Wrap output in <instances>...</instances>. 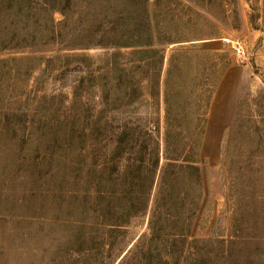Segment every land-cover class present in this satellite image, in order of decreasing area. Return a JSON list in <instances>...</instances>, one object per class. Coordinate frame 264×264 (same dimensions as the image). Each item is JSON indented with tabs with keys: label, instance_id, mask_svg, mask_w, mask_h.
Masks as SVG:
<instances>
[{
	"label": "rangeland",
	"instance_id": "1",
	"mask_svg": "<svg viewBox=\"0 0 264 264\" xmlns=\"http://www.w3.org/2000/svg\"><path fill=\"white\" fill-rule=\"evenodd\" d=\"M6 1L0 0L2 18L17 19L18 11L4 13ZM33 1V21L46 25L50 16L44 8L53 9L58 22L64 12L67 21L58 43L49 44L54 50L49 54L57 56L50 67L37 70L30 80L26 72L35 62L10 63L0 69V120L5 127L0 134V264H95L94 258L76 251L63 228L61 201L66 190L75 189L76 181L71 167L63 173L60 126L80 110L72 100L81 78L111 54L125 67L111 73L115 84V93L110 92L115 94L109 110L114 118L111 128L118 130L125 120L158 114L162 125L166 79L170 94L183 100L180 111L187 118L182 122L183 134L191 135L197 145L204 193L179 264H264V0L224 4L228 13L236 11L239 16L237 27L221 25L219 37L166 44L155 101L147 91L139 56L130 51L139 44L138 34H148L149 20L153 22L149 31L163 40H185L202 27L200 22L187 21L190 11L178 8L175 0H161L155 6L154 0L146 4L142 0ZM196 1L218 4L219 0ZM34 26L26 32L34 31ZM38 32L47 33L46 28ZM15 51L5 50L1 43L0 60ZM175 51L185 53L174 56L168 74ZM205 52L217 55L210 59ZM11 68L19 73L10 74ZM121 81L123 85L140 81L141 96L130 104L120 101L124 93L117 83ZM79 97L92 110L101 108V90L95 81L86 80ZM205 113L207 124L202 130L197 121ZM94 154L93 162L107 159L105 140ZM63 174L70 179L65 186ZM144 230L137 226L118 232L106 252L107 264H117L131 248L141 247L143 242L133 244Z\"/></svg>",
	"mask_w": 264,
	"mask_h": 264
},
{
	"label": "trees",
	"instance_id": "2",
	"mask_svg": "<svg viewBox=\"0 0 264 264\" xmlns=\"http://www.w3.org/2000/svg\"><path fill=\"white\" fill-rule=\"evenodd\" d=\"M54 1L51 4L59 3L58 0ZM142 1L143 4L147 3V0ZM175 1L179 3L176 4L178 8L190 11L186 18L188 22H200V29L190 32L185 40H163L152 30L149 31L153 27V22L149 20L148 27L144 26L148 34H138L139 44L122 46H132L134 50L130 53L138 54V64L145 68L143 78L147 81V91L153 101L159 100L164 49L168 44L219 37L222 24L237 27L235 19L239 14L236 11L228 13L224 6L235 0H219L218 4H198L196 0ZM160 2L154 0L152 6ZM33 3V0L4 2L3 9L7 16L11 10L19 12L17 19L8 16L6 22L2 18L3 4H0V44H4L5 50H16L13 56L0 60V69L10 63L28 65L35 62L27 69L28 80L37 70L42 67L45 70L54 62L57 56L49 54L54 51L49 44L58 43L57 39L67 21L64 12H61L63 20L56 21L53 9L49 11V8L43 9L50 16L46 25L33 21ZM172 9L176 10L174 6ZM24 11L27 14H23ZM33 25L34 31L27 33L26 29ZM41 28H46L47 33L42 35L38 32ZM184 53L175 51L171 54L168 74L174 56ZM205 54L210 59L217 55L213 52ZM111 56L103 65L89 68L87 75L81 78L72 100L73 104L77 102L80 110L72 113V118L63 121L60 126L63 173L66 174L68 167H71L75 171L76 181L75 189L66 190L61 201L63 228L69 233L77 252L88 254V257L94 258L95 264H107L106 252L115 243L116 234L125 232L129 227L142 226L145 230L139 234L133 246H138L140 242L143 245L131 248L117 264H179L177 260L184 258L185 241L192 231L204 193L197 145L191 135L183 134L182 122L187 121L180 111L183 100L179 94H170L166 79L162 125L158 114L147 119L125 120L118 130L111 128L114 118L109 116V110L115 102V94L110 95L111 91L115 93L111 73L118 69L122 72L125 70L124 65L116 62V59L112 60ZM213 63L216 65V62ZM17 71L11 68L9 73L17 74ZM88 79L95 81L101 90L102 103L98 110H92L79 97V91ZM117 87L124 93L120 101L124 99L126 104L138 99L143 92L140 81L124 85L121 81ZM197 124L202 125L204 130L206 113L198 116ZM0 126V134H3L5 127L1 120ZM101 140L106 141L107 159L93 162L95 147ZM162 158L164 163L160 165ZM65 174L62 178L64 186L70 181Z\"/></svg>",
	"mask_w": 264,
	"mask_h": 264
}]
</instances>
